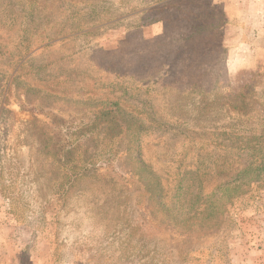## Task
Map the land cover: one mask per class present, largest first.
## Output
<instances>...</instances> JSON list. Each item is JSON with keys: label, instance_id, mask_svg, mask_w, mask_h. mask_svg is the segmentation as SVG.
<instances>
[{"label": "rangeland", "instance_id": "rangeland-1", "mask_svg": "<svg viewBox=\"0 0 264 264\" xmlns=\"http://www.w3.org/2000/svg\"><path fill=\"white\" fill-rule=\"evenodd\" d=\"M5 1L0 264H264V0H72L61 37L68 10L31 35ZM109 105L122 152L56 192L52 113Z\"/></svg>", "mask_w": 264, "mask_h": 264}, {"label": "trees", "instance_id": "trees-1", "mask_svg": "<svg viewBox=\"0 0 264 264\" xmlns=\"http://www.w3.org/2000/svg\"><path fill=\"white\" fill-rule=\"evenodd\" d=\"M11 1V2H10ZM7 0L5 6L11 7L12 10L20 15V20L24 24L31 26L29 29H23L22 32L32 33V25L37 27L42 23L41 19V6L47 1L49 4H54L57 10H68L70 12L69 18L71 23H67L68 27H63L58 36H63L65 32H73L75 28V6L72 0ZM84 2L83 4H87ZM93 4V3H92ZM96 6H98L96 4ZM43 10V9H42ZM95 12V13H93ZM93 15H97V10L93 7H89L88 10L82 13L85 18H90ZM69 20V19H68ZM27 27V26H24ZM3 105H5L3 103ZM5 109L2 108L1 111ZM120 112L117 111L112 105L107 107H100L94 110L91 114L89 121L86 123H80L78 125H66L64 119L58 115H51L52 122L55 129L52 135L47 138L46 146L49 153L56 162L57 166L61 169L59 179L57 180L56 192L62 194L68 193V189L75 184L78 180L88 176L97 170V161L103 157L109 162L119 154L121 148L116 147L115 153L112 151L111 145L114 143H120L125 137L127 131L125 124L120 119ZM94 135H100V148L95 152L92 158L89 160L84 159L83 145L86 138H92ZM67 136V138H66ZM257 150V148H256ZM258 168H264V158L260 161Z\"/></svg>", "mask_w": 264, "mask_h": 264}]
</instances>
